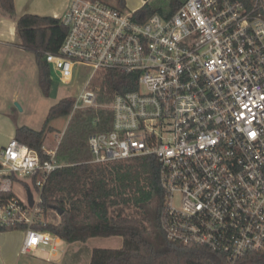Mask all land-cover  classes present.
I'll list each match as a JSON object with an SVG mask.
<instances>
[{
    "label": "built area",
    "instance_id": "1",
    "mask_svg": "<svg viewBox=\"0 0 264 264\" xmlns=\"http://www.w3.org/2000/svg\"><path fill=\"white\" fill-rule=\"evenodd\" d=\"M146 5L157 11L140 22ZM58 18L67 34L45 54L50 68L64 84L77 66L93 69L71 117L102 107L92 87L102 70L134 85L107 106L110 128L89 136V162L156 158L169 240L205 246L225 264H264V0H142L133 11L69 0ZM45 151L13 138L0 153V191H13V175L40 174L34 206L18 195L0 204V226L23 227V255L60 241L34 227L49 175L70 164Z\"/></svg>",
    "mask_w": 264,
    "mask_h": 264
},
{
    "label": "trees",
    "instance_id": "2",
    "mask_svg": "<svg viewBox=\"0 0 264 264\" xmlns=\"http://www.w3.org/2000/svg\"><path fill=\"white\" fill-rule=\"evenodd\" d=\"M125 7V0H118ZM178 5H175L176 8ZM157 11L146 5L135 14L143 22ZM0 13L16 21L19 44L35 53L39 83L45 95L51 90V68L45 54L58 53L67 34V27L54 16L24 13L17 16L15 0H0ZM92 87L102 97L113 98L118 91L134 87L129 75L102 70ZM108 100V99H107ZM74 98L66 97L54 104L44 127L40 130L27 125L17 126L15 138L36 150L42 159L49 155L44 149L49 125L53 119L71 115ZM76 115V116H75ZM68 126L69 143L59 158L69 159L70 164L52 172L44 184L41 195L42 214L63 212L59 222H39L38 230L48 231L68 243L86 242L93 237L120 236L123 246L119 249L96 248L91 264H218L224 256L205 246L184 244L169 240L161 225L165 194L159 182V163L154 157H140L128 161L92 163L89 147L84 138L76 141L72 133L80 130L88 136L98 130L110 128L113 113L109 109H87L75 114ZM1 166V164H0ZM14 182L23 179L12 176ZM40 174H34L35 184ZM30 190L29 185H27ZM17 196L13 191H0V204ZM23 229L1 227L0 231Z\"/></svg>",
    "mask_w": 264,
    "mask_h": 264
},
{
    "label": "rangeland",
    "instance_id": "3",
    "mask_svg": "<svg viewBox=\"0 0 264 264\" xmlns=\"http://www.w3.org/2000/svg\"><path fill=\"white\" fill-rule=\"evenodd\" d=\"M104 1L118 6V0ZM64 2L65 0H18V6L20 7V10L18 11L16 9V5L15 9L17 16H21L24 13L50 16L54 10L62 7ZM141 6L142 0H125V8H127L129 11H133L137 8H140ZM29 10H34L35 12ZM38 12H46V14ZM92 74L93 69L91 67L85 65L77 66L75 69L73 82L70 84H64L60 81V77L54 67H51V97L49 99H43L39 98L37 95H34L31 98V109L29 112H27L28 118L25 120V122H27V124H31L36 129H42L48 117L50 111L49 108H51V106H53L59 98H77L86 89L87 82L89 81ZM110 102L111 99L109 101V96L105 93L102 97H100V103L103 107H101L102 109L109 110L107 106L110 105ZM12 108H14V105ZM80 112L86 113V110H82ZM20 115L21 112L18 111L16 117L19 118ZM75 116L71 117L70 115H64L53 119L49 124L51 126V131L47 133L44 149L56 151L58 158V155L61 154L63 148L69 143L68 137L71 134H69L68 126L74 121ZM24 117L26 116H22L21 122H23ZM14 121L17 120L14 119ZM91 134L88 136H83L82 132L77 130L72 133V136H74L76 141L78 140V137H81L82 139L84 138L85 140L83 141H85L86 147H88V139ZM60 160L68 164L70 163L69 159ZM23 181L24 182H14L13 191L21 198L25 199L28 193L27 185H29L30 190L34 193V195H36L32 179L26 177L23 179ZM40 220L44 222H59L60 216L56 211H49L47 215L44 214L40 216ZM53 245L56 246L57 253L54 256H50ZM122 246L123 238L120 236H113L109 238L93 237L86 242L74 243H68L64 240H61L59 243L47 245L41 244L37 249L30 252L29 254L22 255L20 264H91L93 252L96 248L119 249Z\"/></svg>",
    "mask_w": 264,
    "mask_h": 264
},
{
    "label": "crops",
    "instance_id": "4",
    "mask_svg": "<svg viewBox=\"0 0 264 264\" xmlns=\"http://www.w3.org/2000/svg\"><path fill=\"white\" fill-rule=\"evenodd\" d=\"M68 4L69 0H65L63 6L54 10L50 16L61 17ZM15 5L19 11L18 0H15ZM38 13L46 14V12ZM38 78L35 53L19 44L16 21L0 13V153L9 141L15 138L17 126L26 123L24 125L34 128L25 122L28 118L27 112L31 109V98L34 95L43 99L51 97V92L48 96L43 93ZM63 98H59L57 102ZM18 111L21 112L19 118L16 117ZM22 113L26 116L23 122H21ZM24 238L25 232L22 229L0 231V264H20Z\"/></svg>",
    "mask_w": 264,
    "mask_h": 264
},
{
    "label": "water",
    "instance_id": "5",
    "mask_svg": "<svg viewBox=\"0 0 264 264\" xmlns=\"http://www.w3.org/2000/svg\"><path fill=\"white\" fill-rule=\"evenodd\" d=\"M27 196H28L29 204H30L31 206H34V204H35V199H34L33 192H32L31 190H28ZM54 209L58 211V214H59V215H61L62 212H63L59 207H56V206H55ZM217 263H218V264H221L219 260L217 261Z\"/></svg>",
    "mask_w": 264,
    "mask_h": 264
}]
</instances>
